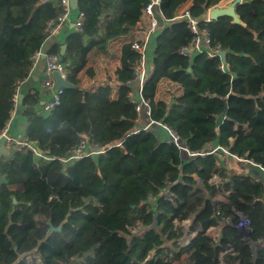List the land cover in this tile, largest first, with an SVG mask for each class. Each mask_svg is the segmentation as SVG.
<instances>
[{"label": "trees", "instance_id": "obj_1", "mask_svg": "<svg viewBox=\"0 0 264 264\" xmlns=\"http://www.w3.org/2000/svg\"><path fill=\"white\" fill-rule=\"evenodd\" d=\"M148 1L76 0L81 31L47 51L68 63L72 87L45 117L34 110L36 93L22 100L25 137L53 161L36 164L14 148L0 154V264H264V0L237 5L240 24L205 23L210 45L225 52L224 71L220 57L179 54L192 38L181 20L154 32L140 98L154 131H172L192 157L167 142L164 129L162 139L136 128L141 110L128 84L139 55L129 42L114 82L81 85L89 57L134 32ZM186 1L172 0L170 11ZM195 1L205 14L222 0ZM59 13L48 1L0 0V133L13 85ZM164 84L168 105L155 98ZM81 138L100 153L60 163ZM240 217L249 222L245 236Z\"/></svg>", "mask_w": 264, "mask_h": 264}, {"label": "built area", "instance_id": "obj_2", "mask_svg": "<svg viewBox=\"0 0 264 264\" xmlns=\"http://www.w3.org/2000/svg\"><path fill=\"white\" fill-rule=\"evenodd\" d=\"M52 2L55 6L60 8V13L52 20L48 21L45 25V32L48 36H51L58 32L61 26L68 20L69 10L71 8L70 0H42V2ZM159 3V0H149L146 4L143 13L150 17L148 33L152 34L155 32L157 28L156 20L153 18V7ZM179 20L184 22L186 28L189 30L192 35L191 40L184 46L179 48V54L183 57L191 60L195 54L204 53L208 59H212L214 57H219L220 53H225L218 46L212 47L210 45L209 40V32L205 27V23H208L209 20L207 17L199 21L189 9H184L180 13ZM84 23V15L83 13L77 11L75 20L73 22V31L80 32L82 29V25ZM147 39L144 41H131L129 44L131 48L137 52L139 55L138 59L135 61L133 66L132 80L136 81L140 87H142L146 77L149 75L151 71V65L148 63L147 58ZM43 59L44 62V79L40 83V88L46 89L49 91L48 99L45 103L38 107L35 111L39 116H47L53 108L60 105L62 97L64 95V88L58 87L56 84V80L53 76V73L56 72L60 78L66 81V73L68 63L60 61L57 55L43 53L41 49L34 53L31 57V68H33L37 62ZM227 64L223 63L218 67L220 71H224ZM29 69V72H30ZM28 72V74H29ZM17 80L13 87L14 93L12 95V108L14 109L17 101L20 87L27 81L28 76ZM141 89V88H140ZM35 93L34 90L31 91V94ZM131 100V98H130ZM132 103L135 104V109L138 112L141 106H145L146 104L139 96V102L131 100ZM147 108V107H146ZM146 115L149 116L148 109L146 110ZM153 125L150 121L148 126L144 127L141 130L148 131V127ZM160 125V124H157ZM162 126V125H161ZM168 132V141L172 143L178 150L184 152L187 156L192 157L196 154L189 152L179 141L178 136L174 134L172 131L162 126ZM138 132V130L136 131ZM2 133L0 134V136ZM5 148L8 150L10 148H14L17 151H21L23 153H30L33 157L34 162L37 164L39 162H50L53 161V157L50 155L48 150L41 149L39 143L36 140H30L27 137L23 136L17 139H8L5 138ZM94 147H90L88 141L85 139H79L78 142L70 148L66 155L59 159L60 163L63 165H69L74 162L79 161L84 157H92L94 158L97 153L94 151ZM223 150V149H222ZM224 151V150H223ZM251 165H254L250 162ZM258 169L264 174V166H259ZM166 195L171 196L166 192ZM51 197H49L50 199ZM249 222L244 217H240L236 227L243 229L244 231L248 229Z\"/></svg>", "mask_w": 264, "mask_h": 264}, {"label": "crops", "instance_id": "obj_3", "mask_svg": "<svg viewBox=\"0 0 264 264\" xmlns=\"http://www.w3.org/2000/svg\"><path fill=\"white\" fill-rule=\"evenodd\" d=\"M233 0H222L216 6L219 7H226L230 4ZM172 0H159V3L153 7V18L156 20L157 27L160 25L170 22L174 19H178L180 13L184 9H189L190 12L199 20L201 21L206 17V13H202V9L198 7L195 0H187L177 12L173 13L170 11L169 7L171 5ZM208 12V11H207ZM77 14L76 7H72L69 10L68 20L61 26L57 33L48 36L45 40L44 44L42 45L41 51L43 53H47L49 48L54 45H62L65 38L73 32V22L75 20ZM150 17L146 14H142L141 19L136 24V30L128 35L126 38H121L112 42L109 46V50L106 55H91L89 57L88 65L86 67V71L81 73V85L83 87L90 86L95 82H104L109 80L110 82H114L115 79V70L119 67V58H120V46L123 43L131 42V41H144L145 38L147 39V58L148 63L151 65V54L152 49L154 47L153 43V36L154 33H148ZM157 29V28H156ZM152 69V68H151ZM27 81L20 87L18 101L14 109H12L10 113V118L6 123L5 128L2 130V135L0 137H5L8 139H17L20 137L25 136L24 128L26 124V118L23 115L25 110V106L22 104V100L25 95L31 94V91L38 95L39 102L34 107L36 111L39 106L43 105L45 101L48 99L49 91L46 89L40 88V83L44 79V62L43 59H40L37 64L30 69L28 74ZM130 88V98L131 100L135 101L136 103L139 102V96L141 87L138 85L136 81H130L128 84ZM116 94L117 89H114ZM155 98L165 104L171 103V96L168 92L166 84L162 88H160L155 96ZM140 112L138 118L135 122L136 128L141 130L144 127L148 126L149 120L148 115H146L147 108L145 106L140 107ZM154 125H150L148 127V131H153V133L158 134L159 137L162 139L166 138L165 132L168 135V132L161 126L159 130H155L153 128ZM157 129V128H156ZM164 129V131H163ZM0 133V134H1ZM7 149L5 145L0 148V154H3ZM209 233L217 237L220 233V227H213L209 230ZM194 236V234H193Z\"/></svg>", "mask_w": 264, "mask_h": 264}, {"label": "water", "instance_id": "obj_4", "mask_svg": "<svg viewBox=\"0 0 264 264\" xmlns=\"http://www.w3.org/2000/svg\"><path fill=\"white\" fill-rule=\"evenodd\" d=\"M250 1L251 0H233L226 7L215 6L212 9L208 10V12H206V17L209 20V22L217 21L219 18H222V17H227V18L231 19V22L233 24H240L239 18L235 13V7L237 5L245 4V3H248ZM75 2H76V0H70L72 7H75ZM63 51H64V46H61L60 53H63ZM219 57H220L221 61L223 62L225 59V53H220ZM53 76L56 80V84L58 87H63L64 89H69L72 87V85H70L66 81L62 80L56 72L53 73ZM5 140H6L5 137H0V148L4 145ZM94 151L98 154V153H100V148H98L96 146L94 148ZM50 230H53V229H50ZM237 230L242 235H244V236L246 235V233L243 229L237 228Z\"/></svg>", "mask_w": 264, "mask_h": 264}]
</instances>
